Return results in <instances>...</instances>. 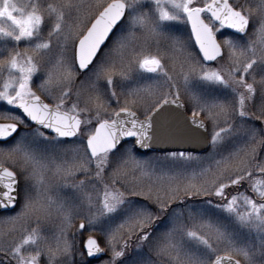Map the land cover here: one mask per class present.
Masks as SVG:
<instances>
[{"label":"snow or ice","instance_id":"6c2138e0","mask_svg":"<svg viewBox=\"0 0 264 264\" xmlns=\"http://www.w3.org/2000/svg\"><path fill=\"white\" fill-rule=\"evenodd\" d=\"M17 205L0 264H264V0H0Z\"/></svg>","mask_w":264,"mask_h":264},{"label":"water","instance_id":"95a60500","mask_svg":"<svg viewBox=\"0 0 264 264\" xmlns=\"http://www.w3.org/2000/svg\"><path fill=\"white\" fill-rule=\"evenodd\" d=\"M132 141L134 143L133 138H125V142ZM181 150H186V151H193V152H198V149H195L193 147H189L188 145H181V144H169V145H163V146H154L152 149H137L136 151L140 154H147L150 152H157V153H164L166 151H181ZM202 154V153H200ZM3 211H0V213ZM86 253V251H85ZM87 255V254H86ZM106 256L102 255L99 258H92L88 257L91 260H99L102 259Z\"/></svg>","mask_w":264,"mask_h":264},{"label":"trees","instance_id":"16d2710c","mask_svg":"<svg viewBox=\"0 0 264 264\" xmlns=\"http://www.w3.org/2000/svg\"><path fill=\"white\" fill-rule=\"evenodd\" d=\"M251 30V29H250ZM249 30V35H251V31ZM258 102V101H257ZM137 154V153H136ZM138 155V154H137ZM155 155H157V154H149V155H146V156H142V157H148V156H155ZM137 199H140V198H137ZM16 211H19V205H17V207L12 211V212H7V213H2V214H0V217H4V216H9V215H14L15 214V212ZM81 250H83L82 249V244H81ZM131 258V257H130ZM84 259H86V261H87V264H95V262H92V261H89L87 258H86V256H85V254H84ZM105 259H107V256H106V258H104V259H102V260H100V261H97V262H100V263H102V261L103 260H105Z\"/></svg>","mask_w":264,"mask_h":264},{"label":"rangeland","instance_id":"374dc122","mask_svg":"<svg viewBox=\"0 0 264 264\" xmlns=\"http://www.w3.org/2000/svg\"><path fill=\"white\" fill-rule=\"evenodd\" d=\"M251 31V30H250ZM251 33V32H250ZM247 39V38H246ZM21 49L24 47V45L23 44H21ZM213 67H215L216 65L215 64H213L212 65ZM39 81H37V83H38ZM48 102V101H47ZM190 113V112H189ZM191 114V113H190ZM130 145V144H129ZM155 156H162V155H160V154H157V155H155ZM142 157V156H141ZM148 157H153V156H148ZM241 191H243L244 189L242 188V189H240ZM76 223H77V225L79 224V218L76 220ZM92 230L91 229H85L84 230V232H83V236H82V238H81V244H82V240H84V238H86L88 235H89V233L91 232ZM81 246V245H80ZM101 246H103V242H102V240H101ZM107 256V255H106ZM106 256H105V258H106ZM84 258V257H83ZM77 259H81V257H77ZM103 259V258H102ZM101 259V260H102ZM100 261V260H99ZM101 262V261H100ZM100 262H95V264H102V263H100Z\"/></svg>","mask_w":264,"mask_h":264}]
</instances>
